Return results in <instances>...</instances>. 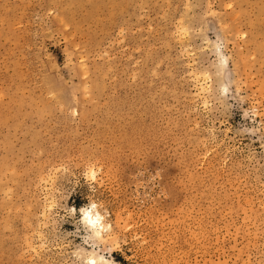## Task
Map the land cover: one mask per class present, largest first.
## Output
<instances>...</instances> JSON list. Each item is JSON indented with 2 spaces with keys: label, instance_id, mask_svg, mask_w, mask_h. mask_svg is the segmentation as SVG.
<instances>
[{
  "label": "rangeland",
  "instance_id": "obj_1",
  "mask_svg": "<svg viewBox=\"0 0 264 264\" xmlns=\"http://www.w3.org/2000/svg\"><path fill=\"white\" fill-rule=\"evenodd\" d=\"M89 200L116 264H264V0H0V264Z\"/></svg>",
  "mask_w": 264,
  "mask_h": 264
},
{
  "label": "clouds",
  "instance_id": "obj_2",
  "mask_svg": "<svg viewBox=\"0 0 264 264\" xmlns=\"http://www.w3.org/2000/svg\"><path fill=\"white\" fill-rule=\"evenodd\" d=\"M226 63L221 55L219 57L220 66L225 67ZM218 75L223 80V74ZM227 91L228 84L227 81H224L221 85V94L223 95ZM68 213V216H75L76 210L69 208ZM79 213L78 223L84 231L83 244L69 246L71 264H114L111 253L120 248L110 243L112 229L108 223L107 209L103 203L89 200L87 205L79 209Z\"/></svg>",
  "mask_w": 264,
  "mask_h": 264
},
{
  "label": "bare ground",
  "instance_id": "obj_3",
  "mask_svg": "<svg viewBox=\"0 0 264 264\" xmlns=\"http://www.w3.org/2000/svg\"><path fill=\"white\" fill-rule=\"evenodd\" d=\"M114 264H116V263H114Z\"/></svg>",
  "mask_w": 264,
  "mask_h": 264
}]
</instances>
